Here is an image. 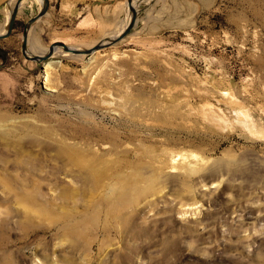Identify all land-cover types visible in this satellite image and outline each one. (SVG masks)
I'll return each mask as SVG.
<instances>
[{
    "label": "rangeland",
    "instance_id": "rangeland-1",
    "mask_svg": "<svg viewBox=\"0 0 264 264\" xmlns=\"http://www.w3.org/2000/svg\"><path fill=\"white\" fill-rule=\"evenodd\" d=\"M132 2L49 0L28 53ZM42 7L0 39V264H264V0H139L39 61Z\"/></svg>",
    "mask_w": 264,
    "mask_h": 264
},
{
    "label": "water",
    "instance_id": "water-1",
    "mask_svg": "<svg viewBox=\"0 0 264 264\" xmlns=\"http://www.w3.org/2000/svg\"><path fill=\"white\" fill-rule=\"evenodd\" d=\"M133 2L130 5V13H131V19L128 23V25L126 26V28L124 29V31L122 33H120L119 35L112 37H105L104 39H102L100 42H98L97 44L89 47V48H77V47H73L71 45H67L64 42L58 41L53 43L48 51H46L45 53H43L42 55H37V54H33L30 55L28 53V44H29V28L30 26L36 22L39 18H41L43 15H45V13L47 12L48 6H49V0H43V7L41 9V11L34 16L33 18H31L28 23L25 26L24 29V37H23V43H22V47H23V52L25 53V55L27 57H30L32 59H36L39 61H44L48 58H50L54 53H55V48L57 46H62L65 50L73 52L75 54H82V53H93L101 48H103L104 46H106L108 43L107 42H116L117 40L122 39L124 36H126L129 31L134 27L135 22H136V16H135V5L137 4V2L139 0H132ZM22 0H18V2L16 3L15 7L13 8L12 12H11V16L9 19V23H8V27L7 30L3 33H0V39L1 38H6L8 36L11 35V33L13 32V29L15 27V23L17 20V16L19 13V9L21 6Z\"/></svg>",
    "mask_w": 264,
    "mask_h": 264
},
{
    "label": "bare ground",
    "instance_id": "bare-ground-1",
    "mask_svg": "<svg viewBox=\"0 0 264 264\" xmlns=\"http://www.w3.org/2000/svg\"><path fill=\"white\" fill-rule=\"evenodd\" d=\"M122 28H123V27H122ZM121 30H122V29H121ZM118 35H119V34H118ZM61 52L65 53L66 51H64V50L62 51L61 48H59V46H57V47L55 48V54H56V53H61ZM50 63H52V61H50V62L48 61L46 64H47L48 66H50V65H52V64H50Z\"/></svg>",
    "mask_w": 264,
    "mask_h": 264
}]
</instances>
